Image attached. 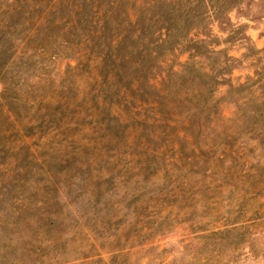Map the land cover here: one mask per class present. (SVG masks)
I'll return each mask as SVG.
<instances>
[{"label": "rangeland", "instance_id": "obj_1", "mask_svg": "<svg viewBox=\"0 0 264 264\" xmlns=\"http://www.w3.org/2000/svg\"><path fill=\"white\" fill-rule=\"evenodd\" d=\"M184 2L218 52L192 68V43L175 46L174 80L214 83L226 58L231 71L205 92L218 116L209 125L205 105L200 150L121 103L92 115L74 47L13 55L0 80V264H264V114L252 112L264 110V0L222 21Z\"/></svg>", "mask_w": 264, "mask_h": 264}, {"label": "trees", "instance_id": "obj_2", "mask_svg": "<svg viewBox=\"0 0 264 264\" xmlns=\"http://www.w3.org/2000/svg\"><path fill=\"white\" fill-rule=\"evenodd\" d=\"M245 1L198 0L204 7H211L218 21H222L223 11ZM160 4L156 0H0V75L6 73L3 71L21 44L20 50L29 49L30 57L66 55L74 47L77 59H85V71L92 76L89 101L93 110L88 108L92 115L105 107L110 111L111 106L121 103L134 116H143L146 124L150 122L159 129L170 128L172 133L182 132V140H189L194 150H200L201 145H208L202 142L206 134L201 124L205 105L209 125L212 126L218 116L217 110L208 108L209 102L217 104L218 101L207 103L209 96H205V92H214L217 84L225 81L223 73L231 75L227 69L229 59L216 64L219 70L214 83L192 77L190 85L184 89L182 82L174 80L180 71L166 68L168 56H173L177 50L175 46L192 43L193 50L189 54L192 68L195 67L192 55L208 56L218 51L199 37H208L211 30L207 31L201 22L188 21L189 15L196 19L200 16L196 9L188 6L191 3L169 0L166 6ZM94 69L97 72L92 74ZM3 74L2 83L6 80ZM10 82L15 86L12 80ZM183 104L185 111L178 108ZM252 112L264 114V110ZM107 116L118 118L111 112H107ZM195 157L193 153L184 162ZM212 175L208 170L204 178H212Z\"/></svg>", "mask_w": 264, "mask_h": 264}]
</instances>
